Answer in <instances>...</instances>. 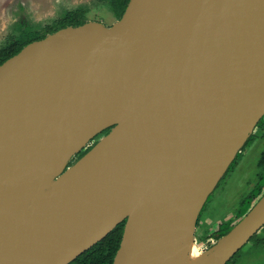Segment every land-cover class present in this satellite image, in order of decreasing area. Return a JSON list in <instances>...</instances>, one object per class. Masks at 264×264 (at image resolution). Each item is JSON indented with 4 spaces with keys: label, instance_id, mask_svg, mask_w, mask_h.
<instances>
[{
    "label": "water",
    "instance_id": "95a60500",
    "mask_svg": "<svg viewBox=\"0 0 264 264\" xmlns=\"http://www.w3.org/2000/svg\"><path fill=\"white\" fill-rule=\"evenodd\" d=\"M263 118L264 0H130L27 44L0 65V264H70L122 222L113 264L161 262L157 209L186 189L196 241ZM263 226L264 193L203 249L227 264Z\"/></svg>",
    "mask_w": 264,
    "mask_h": 264
},
{
    "label": "rangeland",
    "instance_id": "374dc122",
    "mask_svg": "<svg viewBox=\"0 0 264 264\" xmlns=\"http://www.w3.org/2000/svg\"><path fill=\"white\" fill-rule=\"evenodd\" d=\"M78 5L89 6L88 21H100L108 26L117 21L109 5L98 0H0V47L7 42L10 35L21 34L18 25H43L61 16L63 10ZM102 134L90 143V147L104 136ZM263 151L264 136H256L245 145L237 161L209 197L196 231V241L200 247L208 248L216 241L213 233L219 229L222 219L236 217L235 211L242 199L250 193L256 183ZM237 219H234L235 223ZM260 234L264 235V230L260 231ZM229 264H264V245L256 246L254 241L249 242L240 255Z\"/></svg>",
    "mask_w": 264,
    "mask_h": 264
},
{
    "label": "trees",
    "instance_id": "16d2710c",
    "mask_svg": "<svg viewBox=\"0 0 264 264\" xmlns=\"http://www.w3.org/2000/svg\"><path fill=\"white\" fill-rule=\"evenodd\" d=\"M102 3H107L117 19H120L124 14L127 5L130 0H98ZM89 12L88 5H79L73 9L65 10L61 16L57 19L47 23L45 25L32 26H22L19 25L20 35L14 36L12 34L8 37L7 42L0 47V65L7 59L17 54L24 46L27 44L42 39L48 34L56 32L57 30L67 27V26H77L85 23L87 21V13ZM18 32V33H19ZM264 129V118L259 122L256 131L249 138L246 144L251 142L256 134L258 135L261 130ZM108 130L105 131V133ZM264 135V134H263ZM245 147V146H244ZM243 147V148H244ZM87 150H83L78 157L83 155ZM240 154V153H239ZM239 154L237 158L239 157ZM237 158L232 163L228 171L232 168ZM260 171L258 173V180L251 191V193L243 200L241 209L238 213V218H242L252 207L255 200L264 193V151L261 154L259 161ZM125 222L120 223L113 231H111L102 241L85 251L83 254L78 256L70 264H113L117 251L120 247V243L123 236ZM233 227V224L226 221L220 226L217 231L219 235L217 238L228 233ZM216 238V239H217ZM256 246L264 245V235L256 234L251 238ZM240 250L229 262L234 261L241 253ZM234 259V260H233ZM228 263V264H229Z\"/></svg>",
    "mask_w": 264,
    "mask_h": 264
},
{
    "label": "bare ground",
    "instance_id": "6f19581e",
    "mask_svg": "<svg viewBox=\"0 0 264 264\" xmlns=\"http://www.w3.org/2000/svg\"><path fill=\"white\" fill-rule=\"evenodd\" d=\"M244 133L236 138L244 137ZM235 138V139H236ZM233 146L228 147L226 156L228 159L232 155ZM227 161L220 160L219 163L210 169L220 174ZM62 166L56 169L61 170ZM43 180H48L49 176H44ZM186 189L174 193L168 197L162 207L156 212L157 234L155 235L156 252L161 257V262L154 264H212V260L206 255L205 250L196 241L190 240L186 236V221L183 216L181 195L186 193ZM41 196L40 193L33 192V199ZM147 252V248L144 249Z\"/></svg>",
    "mask_w": 264,
    "mask_h": 264
},
{
    "label": "flooded vegetation",
    "instance_id": "af4514ba",
    "mask_svg": "<svg viewBox=\"0 0 264 264\" xmlns=\"http://www.w3.org/2000/svg\"><path fill=\"white\" fill-rule=\"evenodd\" d=\"M101 3H102V2H101ZM78 6H79V5H78ZM76 7H77V6H76ZM74 8H75V7H74ZM71 9H73V8H71ZM65 10H69V9H65ZM65 10H63V12H64ZM87 14H88V13H87ZM57 18H58V17H57ZM57 18H55V19H57ZM55 19H53V20H55ZM53 20H52V21H53ZM117 20H118V19H117ZM87 21H88V18H87ZM50 22H51V21H50ZM50 22H48V23H50ZM113 23H114V22H113ZM19 24H20V23H19ZM34 24H35V23H34ZM46 24H47V23H46ZM20 25H21V24H20ZM40 25H42V24H40ZM43 25H45V24H43ZM22 26H25V27H26V26H32V27L35 28V26H38V25H33L32 23H31V24H30V23H27V24H25V25L22 24ZM18 28H19V25H18ZM110 129H111V128L107 129L108 131H107L106 133L104 132L102 135L107 134V133L110 131ZM263 134H264V129H262L261 132H260L258 135L256 134V136L259 137V136H261V135H263ZM102 135H101V136H102ZM256 136H255V137H256ZM263 136H264V135H263ZM254 139H255V138H254ZM254 139H253V140H254ZM259 168H260V167H259ZM259 171H260V169H259ZM259 171H258L257 174H256V183H257V180H258V173H259ZM227 173H228V171H227ZM227 173H226V174H227ZM226 174H225V175H226ZM223 178H224V177H223ZM223 178H222V179H223ZM256 183H255V185H256ZM218 185H219V184H218ZM255 185H254V187H255ZM254 187L252 188V190L254 189ZM216 188H217V187H216ZM252 190H251V191H252ZM251 191H250V193H251ZM250 193H249V194H250ZM249 194H248V195H249ZM248 195H247V196H248ZM247 196H245L244 199H245ZM244 199H242V201H241L239 207H238L237 210L235 211V213H236V217L231 218V219H224V220L222 219V222H221L220 225H219V229H220V226H221L223 223H225L226 221L231 222V223L233 224V226H234L236 223H238L239 220H241V219L244 217V216H243L242 218H238V213H239V211H240V209H241V205H242V202H243ZM208 200H209V199H208ZM257 200H258V199H257ZM207 202H208V201H207ZM207 202H206V204H207ZM255 203H256V200H255L254 204H255ZM206 204H205V206H206ZM254 204H253V205H254ZM253 205H252V206H253ZM205 206H204L203 209H205ZM250 209H251V208H250ZM250 209H249V210H250ZM202 211H203V210H202ZM201 213H202V212H201ZM200 216H201V214H200ZM235 218H238V219H237L238 221H237L236 223H235V220H234ZM199 219H200V217H199ZM205 220H206V219H205ZM198 223H199V220H198ZM198 223H197V229H198V225H199ZM200 226H201V224H200ZM206 226H207V223H206L205 225H203L204 228H206ZM219 229H218V230H219ZM218 230H217V231H218ZM262 230H264V226H263V227H262V228H261L256 234L262 235V234H260V231H262ZM217 231H216L215 233H213L215 239H216L217 236L219 235V233H218ZM256 234H255V235H256ZM218 239H219V238H217L216 240H218ZM249 242H251V240H250ZM249 242H248V243H249ZM248 243H247V244H248ZM247 244H246V245H247ZM246 245H245V246H246ZM245 246H244V247H245ZM244 247H243V248H244ZM243 248H242L241 250H243ZM231 260H232V259H231ZM231 260H230V261H231ZM230 261H229V262H230ZM229 262H228V263H229ZM228 263H227V264H228Z\"/></svg>",
    "mask_w": 264,
    "mask_h": 264
}]
</instances>
